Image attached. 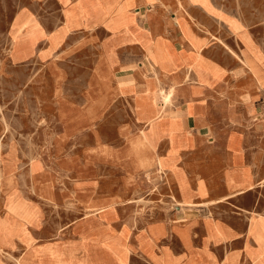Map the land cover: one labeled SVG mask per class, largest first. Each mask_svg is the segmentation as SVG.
Wrapping results in <instances>:
<instances>
[{"label": "crops", "instance_id": "0c3cea01", "mask_svg": "<svg viewBox=\"0 0 264 264\" xmlns=\"http://www.w3.org/2000/svg\"><path fill=\"white\" fill-rule=\"evenodd\" d=\"M181 2L26 0L16 10L10 30L30 17L41 32L28 55L10 51L9 59L13 66H35L37 107L50 109L38 128L44 152L65 157L84 134L97 140L95 128L115 123L117 131L111 138L102 133L92 150L100 145L130 156L136 177L159 172L160 158L193 135L211 140L222 125L251 129L264 120V5L246 4L239 13L238 5ZM131 201L120 191L87 195L82 218L126 226L131 218L122 206ZM181 212L177 207L173 215ZM251 212L231 210L222 234V222L214 225L229 248L223 258L208 254L211 264H240L247 242L256 246ZM199 246L206 250V243Z\"/></svg>", "mask_w": 264, "mask_h": 264}, {"label": "rangeland", "instance_id": "374dc122", "mask_svg": "<svg viewBox=\"0 0 264 264\" xmlns=\"http://www.w3.org/2000/svg\"><path fill=\"white\" fill-rule=\"evenodd\" d=\"M206 1L238 5L239 13L246 4L264 5V0ZM25 2L0 0V264H174L177 259L211 264L208 254L216 251L215 258H223L229 248L214 225L222 222V234L224 222H230L225 218L241 208L252 211L249 235L256 246L247 242L240 264H264V120L251 129L222 125L211 140L193 135L160 158L159 172L136 177L130 156L102 151L100 145L92 150L102 133L111 138L117 131L115 123L95 128L97 140L84 134L65 157L44 152L38 128L50 109L37 107L35 66H13L9 59L10 51L28 55L41 36L30 17L10 30L13 14ZM118 191L132 200L122 206L131 218L126 226L82 218L87 195ZM177 207L183 212L173 215ZM202 242L206 250L197 251Z\"/></svg>", "mask_w": 264, "mask_h": 264}, {"label": "bare ground", "instance_id": "6f19581e", "mask_svg": "<svg viewBox=\"0 0 264 264\" xmlns=\"http://www.w3.org/2000/svg\"><path fill=\"white\" fill-rule=\"evenodd\" d=\"M25 24V23H24ZM25 27V26H24ZM35 27V26H34ZM37 28V27H36ZM22 29H24V28H22ZM20 37V36H19ZM168 95V94H167ZM171 95V94H170ZM170 95L168 96V98L166 97L165 99H166V101H168L169 100V98H170ZM171 103V102H170ZM42 123V122H41ZM45 124V123H44ZM10 128V127H9ZM4 139V138H3ZM2 140V139H1ZM11 144V143H10ZM1 147H2V145H1ZM10 147V146H9ZM9 152V151H8ZM7 152V153H8ZM31 156V155H30ZM19 175V174H18ZM132 177V176H131ZM152 178V177H151ZM131 179V178H130ZM145 194V193H144ZM233 195V194H232ZM144 202V201H143ZM208 202V201H207ZM212 202V201H211ZM210 202V203H211ZM51 206V205H50ZM182 209V208H181ZM181 211V210H180ZM12 217V216H11ZM8 219V218H7ZM10 219V218H9ZM15 219V218H14ZM78 219V218H77ZM13 220V219H12ZM7 221V220H6ZM8 222H9V220H8ZM27 222V221H26ZM13 226V225H12ZM16 226V225H15ZM26 227V226H25ZM20 230V229H19ZM151 230V229H150ZM161 230V229H160ZM154 231V230H153ZM151 232V231H150ZM21 233V232H20ZM10 239V238H9ZM4 252V251H3ZM9 258V257H8Z\"/></svg>", "mask_w": 264, "mask_h": 264}]
</instances>
